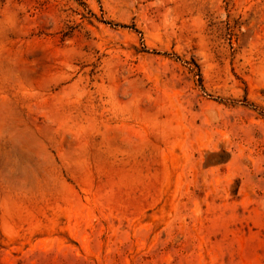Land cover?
Here are the masks:
<instances>
[{"label": "rangeland", "instance_id": "obj_1", "mask_svg": "<svg viewBox=\"0 0 264 264\" xmlns=\"http://www.w3.org/2000/svg\"><path fill=\"white\" fill-rule=\"evenodd\" d=\"M0 264H264V0H0Z\"/></svg>", "mask_w": 264, "mask_h": 264}]
</instances>
